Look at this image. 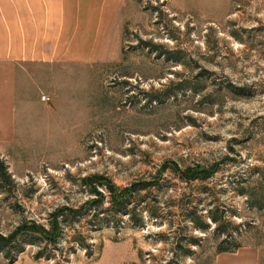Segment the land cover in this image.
Returning <instances> with one entry per match:
<instances>
[{
    "label": "rangeland",
    "instance_id": "374dc122",
    "mask_svg": "<svg viewBox=\"0 0 264 264\" xmlns=\"http://www.w3.org/2000/svg\"><path fill=\"white\" fill-rule=\"evenodd\" d=\"M120 38L106 60L56 71L59 95L41 94L50 114L43 101L31 109L36 135L0 145V264H212L221 241L254 246L264 264V0H141ZM196 165L213 171L182 177ZM93 174L158 179L135 202L159 205L161 222L144 211V227L126 212L100 224L64 209L55 243L1 237L95 197Z\"/></svg>",
    "mask_w": 264,
    "mask_h": 264
},
{
    "label": "crops",
    "instance_id": "0c3cea01",
    "mask_svg": "<svg viewBox=\"0 0 264 264\" xmlns=\"http://www.w3.org/2000/svg\"><path fill=\"white\" fill-rule=\"evenodd\" d=\"M140 1L0 0V145L25 131L36 135L38 120L31 109L45 103L43 91L59 95L51 81L54 73L106 60L108 49L119 45L124 24L138 20ZM169 1L182 7L188 0ZM212 264L261 260L254 246L240 245L216 251Z\"/></svg>",
    "mask_w": 264,
    "mask_h": 264
},
{
    "label": "trees",
    "instance_id": "16d2710c",
    "mask_svg": "<svg viewBox=\"0 0 264 264\" xmlns=\"http://www.w3.org/2000/svg\"><path fill=\"white\" fill-rule=\"evenodd\" d=\"M213 171V166H205V165H196L194 167H187L182 170V177L186 179L195 178L196 176H200V178H204L208 176ZM100 178H105V182L101 181ZM88 184L92 185L91 191L95 194V197L88 199L84 202V204L79 205L77 207L70 206H61L56 208L54 211H51L49 214V224L45 225L40 222L28 221L25 223H21L15 227L13 231H11L8 236H1L4 240L14 239L17 234L24 232H35L38 233L39 236L50 242H57V239L63 233V222L67 220L66 214L64 213V209L69 210L72 213V216L78 217L81 214L86 215L89 214V221L95 220L101 223H111L119 221V214L122 212H126L130 214V219L132 224L138 227H144L146 225L145 220L143 219V212H146L147 218L152 221H160L162 219L163 213L162 208L159 205H136L135 202V194H137L138 190L143 188H149L153 184L157 183L158 179H149V180H135L132 181L128 185L118 186L113 183L110 179L106 177H102L101 175L93 174L91 176H87L84 179ZM95 183L104 184V191H100L96 188ZM106 201L107 205H102L103 202ZM133 203L134 205H128L129 203ZM102 214L101 217H99ZM212 221L220 224L223 222V219L214 214L211 209L207 210L206 214ZM202 214H198L196 212H191L189 214L190 221L192 224L200 229H205L208 227V222L205 221ZM222 231L226 230V227L223 226ZM194 240V237H189ZM226 239H224L225 241ZM238 246H240L239 242L232 241L229 245H224L222 241L218 243L216 251H232L235 250Z\"/></svg>",
    "mask_w": 264,
    "mask_h": 264
},
{
    "label": "built area",
    "instance_id": "2783aa9c",
    "mask_svg": "<svg viewBox=\"0 0 264 264\" xmlns=\"http://www.w3.org/2000/svg\"><path fill=\"white\" fill-rule=\"evenodd\" d=\"M42 98H45V96H44V95H41V99H42Z\"/></svg>",
    "mask_w": 264,
    "mask_h": 264
}]
</instances>
